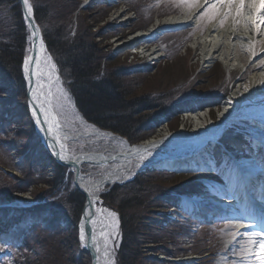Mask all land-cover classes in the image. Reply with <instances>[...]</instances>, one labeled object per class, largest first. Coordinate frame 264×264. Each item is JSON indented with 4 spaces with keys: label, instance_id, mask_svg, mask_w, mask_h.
Returning <instances> with one entry per match:
<instances>
[{
    "label": "rangeland",
    "instance_id": "obj_1",
    "mask_svg": "<svg viewBox=\"0 0 264 264\" xmlns=\"http://www.w3.org/2000/svg\"><path fill=\"white\" fill-rule=\"evenodd\" d=\"M55 1L60 6L70 2ZM55 1L49 0V5L53 6L52 2ZM78 1L79 6L73 13H66L67 44L86 45L98 63L93 74L95 76L85 81L86 86L74 85L76 91H73L69 86L70 79L67 80L70 71L68 65L74 66L71 69H77V66L69 64L65 50L57 53L61 66L54 62L50 53L57 77L52 90L53 107L64 126V132L69 135L68 149L71 153L123 151L127 146L141 144L165 132L177 131L191 108L197 110L202 107L203 96L209 98L212 96L210 92L221 91L216 83L220 79L227 80V68L217 61L214 69H205L195 56V41L199 36L180 37L189 34L190 29L206 31L211 21L216 23L218 16L208 22V18L203 17L199 24L193 17L192 25L160 26L155 39L136 42L139 46L136 54L133 52L134 46H124L122 42L117 45V42L147 31L153 24L164 25V19L176 11L178 15H186L187 4L182 0ZM204 2L200 0V6L192 9L191 16L203 11ZM55 13L56 10L51 7L48 15L57 19L46 23L54 29L52 32L64 27L58 22L65 19L64 14L56 16ZM17 20L19 18L13 15L9 5L0 0V43H8L10 34L16 31L14 26L17 27ZM20 21L24 24L22 19ZM82 37L87 42L79 43L77 39ZM58 39L59 43L64 42ZM23 42L19 66L22 93H19L20 87H17L14 77L18 58L16 50L9 54L5 64H0V247L4 248V251H0V264H26L29 259L37 261L47 252H53V256L57 254L58 264L60 257L63 260V255L65 257L77 250L74 247L76 243L78 250L86 254L87 259L83 264H92L89 251L81 246L79 240V221L86 196L75 182L76 171L74 167L57 162L44 146L30 111L26 109L28 112H25L24 109V104L27 106L26 85L21 70L29 48L28 36ZM146 47L155 50L162 58L155 61L149 54L139 52ZM71 51L73 53V48ZM248 61L250 68L259 67L255 58ZM238 76L240 72L234 78ZM232 84V80L227 83L229 87ZM109 112L118 118H105L107 120L102 122L105 128L90 120L101 118ZM190 127L187 126L188 129ZM235 133L231 131L223 140V151L213 150L216 166L225 160L230 166L231 159L238 156L234 151L238 150V142L234 140L237 137L243 141L248 135L242 130ZM128 136L133 139H128ZM218 144L214 143L213 146L217 147ZM171 152L167 146L159 147L152 158ZM242 152L247 155V149ZM152 158L145 157L138 163L134 162L135 167L98 190L97 206L108 212L100 229L108 234L102 235V244L107 246L108 251L110 244L113 246V264L120 241L122 218L108 203L117 204L119 199L124 200L122 210L125 216L131 214L128 217H137L139 210L142 215L141 219H135L138 224L135 220L128 221L131 227L136 225L138 231H144L138 245L141 256L136 260L137 264H216L218 261V264H225L226 261L236 264L241 256L240 241L247 238L243 234L233 237V233L239 232L228 219L216 223L208 219L203 221L199 215L194 217L188 211L191 204L186 201L195 197L199 203L202 192L213 196L211 190L226 182L224 173L217 167L176 170ZM55 165L63 168L62 177L56 176ZM111 167L83 164L81 173L93 180ZM135 181L145 184H142L140 193L134 186ZM156 182L171 187L166 190L158 188ZM135 205L139 209L132 208ZM191 206L196 207L194 203ZM110 212L116 213L115 220L109 215ZM219 249L221 252H218ZM105 262L110 263L107 258Z\"/></svg>",
    "mask_w": 264,
    "mask_h": 264
},
{
    "label": "bare ground",
    "instance_id": "obj_2",
    "mask_svg": "<svg viewBox=\"0 0 264 264\" xmlns=\"http://www.w3.org/2000/svg\"><path fill=\"white\" fill-rule=\"evenodd\" d=\"M207 2L211 3L212 0H207ZM18 3V11L26 26L24 30L28 33L29 39V48L26 56L33 58L30 61L27 73L23 65L25 57L22 61L21 73L26 85V107L33 117L44 146L57 159V162L74 167L76 171L75 182L86 196L79 221V235L80 229L83 227L85 230V244L83 247L94 255L93 264H108L105 262L106 258L109 260V264H113L111 255L113 246L110 244L112 242L109 243V251L107 246L102 244L103 236L100 229L103 227V218L108 212L97 206L99 194L97 189H100L111 181L113 182L124 172L135 167L133 163L140 162L141 157L152 158L158 153V148L163 146H167L172 152L166 155H159L160 157L152 158L151 160H161L162 164H167L168 167L172 169L176 168V170L189 171L190 169L201 170L206 167H217L216 169L224 173L226 183H220V185H217L218 188L212 189L213 196L202 192L198 198L199 203L195 197L186 200L189 204L192 205L194 203V206H196L192 207L189 205L188 209L194 217H196L195 215H199L203 221L208 219L210 222L216 221V223L220 222L221 219L226 220L229 218V223L235 224L239 235L244 234L245 231H250L249 229L252 231L253 228L257 229L256 226L260 218L253 213L257 210L260 217H264V208L257 204V200L264 204V136L260 137L262 139L259 138L257 140L248 130V127L251 125L255 129L264 132V30L257 33L256 29L251 26L248 13L244 11L241 23L239 24L234 23L233 17L229 16L223 26L219 22L222 16L217 15L216 23L211 21V25L206 31L203 32L201 29L195 28L194 30L190 29L189 34L185 33V35L180 36L185 38L188 35L187 37L189 38L190 36L191 38L194 34H197L199 38L195 41V56L197 55L198 61L202 62L205 69H214L216 67H214L215 63L220 61L227 68L228 76L226 77L227 80L220 79L216 83L217 89H221V91L218 93L216 91L210 92L209 94L212 96L209 98H206V95L203 96V108L200 107L197 110H192L191 108L187 112V116L179 130L165 132L141 144L127 146V149L125 148L123 151H84L74 154L68 149L69 135L64 132V126L61 124L58 116L59 129H53L51 133L48 131V124L45 122L40 105L43 103L44 107H48L46 101L49 90L52 92L53 85L57 81L56 68H53V58L48 51L43 30L35 18L34 10L33 16L30 18L32 21L31 28H29L24 17L25 10L22 0H18ZM192 9L189 10L187 5L186 15H178V11H176L174 15L164 19V25L153 24L149 30L136 33L128 40L124 39L117 42V45H120L122 42L124 46H134L135 51L133 52L136 53L139 47L136 42L155 39L157 31L160 29L158 27L160 26L177 27L192 25L193 17L197 19V24H199L202 18H197L199 13L191 16ZM208 21L210 20L208 19ZM35 28H38L40 31L33 37L31 29ZM201 37L204 38L202 39ZM253 41L256 42L255 45H253ZM150 47L142 48L139 52L149 54V57L152 60L154 58L155 61L161 59L162 56L157 55L156 51ZM253 51H255L256 55H253ZM37 57L39 58L38 60L36 59ZM48 57H51V60ZM251 58H255L258 61V68L255 69L254 66L252 68L249 67L250 63H248V60ZM37 63H39V68H37ZM234 69H238V72H240L238 78H234L238 73ZM34 70L37 72L35 76L31 75V72ZM231 80L233 84L232 87H229L227 83ZM40 83H43V89L40 88ZM33 92L36 93L39 99L33 97ZM214 106L216 108L213 109L212 107ZM53 112L55 113L54 107ZM211 114H215L216 116H212ZM188 125L191 126L190 129L187 128ZM252 127H250V130L254 131ZM234 128L235 130H232ZM240 130L247 132L248 137L244 136L243 141L236 137V140H234L238 142L236 149L241 151L247 149V155L243 153L239 155V153L235 152L238 156L234 157L233 160L231 159L230 166L227 160L221 164L218 162L220 165L216 166L214 151L219 149L223 151L221 146L224 144L223 140L227 138L231 131L238 134ZM57 137L60 144L65 146V149L62 150L60 145L57 144ZM214 143L219 144L217 147H214ZM223 147L225 146L223 145ZM218 158H220V154ZM238 158L243 159L241 161L236 160ZM83 164L99 167L111 165L112 167L109 171L92 180L84 177L81 173ZM218 194H221L219 197L223 201L219 205L213 202L217 200L215 197ZM224 194H230L231 197H226ZM223 198L226 199L223 200ZM232 203H234V206H232ZM250 210L253 216H247ZM243 215H245L244 218H242ZM238 216L240 219H237ZM219 251L221 252V249ZM240 255V258H237V263L246 264L245 257L242 254ZM247 259L255 260V255L253 254V256ZM218 263L219 261L216 264ZM226 264H232V262L226 261Z\"/></svg>",
    "mask_w": 264,
    "mask_h": 264
},
{
    "label": "trees",
    "instance_id": "obj_3",
    "mask_svg": "<svg viewBox=\"0 0 264 264\" xmlns=\"http://www.w3.org/2000/svg\"><path fill=\"white\" fill-rule=\"evenodd\" d=\"M3 1L9 5L10 11H12L13 15L17 16L19 18V20H17V27L14 26V29L16 31L10 34L11 38H8V43H0V64H2V63L5 64L6 59L10 56L9 54L10 53L12 54V52H14L16 50L15 54H17V57H18L17 59H19V60L16 59V63H15L16 69H14L15 70L14 77L17 80L16 81L17 87H20V88H18L19 93L20 92L22 93L23 81H22V78L20 75L19 66H20V58H21V55L23 52L22 51L23 44H24L23 41H24V39L26 40L27 33L24 30L25 25L23 24L22 21H20L21 16H20L19 11H18V6H19L18 0H3ZM53 1H55V0H53ZM72 1H74V0H70L69 3H65V4H63V6H60L59 4H57L56 1L52 2L53 6H51V5H49V0H30V3L33 6L35 18L43 30L44 39H45L48 51L54 57V62L58 66L60 65V64H58L59 63V57H58L57 53L58 52L60 53L61 52L60 50H65L67 52L66 58L68 59L69 64H74L77 66V69H71V68H74V66L68 65L70 67V69H69L70 71H69L68 77H67V80L70 79L69 80L70 88H72L73 91H76L75 87H77L78 85L80 87L86 86L87 82H85V81H88L87 79H89L92 76H95L93 74L95 73V69H97V67H98V63H96V60H94L95 58L92 57L91 52L86 49V45L79 47V45L78 46H73V45L68 46V44H67L68 38L66 37V35H67V30H66L67 16H66V13H67V15H71L73 13V11L79 6V3H80L78 0H75L74 2H72ZM51 7H53L56 10V13H55L56 16H58L61 13L64 14L65 19L63 21L61 19H59V21H58L60 23V26L61 25L64 26V27H61L63 30L56 29V32H52V31H54V29H52L48 25H46V23L50 24L52 19H57V18H52L50 15H48V11L50 10ZM55 27H56V25H55ZM9 32H10V29H9ZM19 32H21V34H20L21 36L19 39H17ZM76 37L79 38L78 36H76ZM58 38L63 39L64 42L59 43L60 41ZM20 40H22L21 43H20ZM77 40L79 43L84 42V41L87 42V39L85 37H82L81 39H77ZM71 48H73V53L71 51ZM80 48H83V49H80ZM18 53H20V55H18ZM88 55L90 56V58ZM97 61H98V59H97ZM64 65H66V63H64ZM210 74H212V73H210ZM81 78H83V80ZM75 81L77 82V84H75ZM193 83H195V82H193ZM74 85H76V86L74 87ZM114 89L118 90V88H116V87H114ZM146 94L150 95V94H152V92H146ZM24 107H25L24 108L25 112H28V110H26L27 107L25 104H24ZM107 114L108 115H103L101 118H98V119H91L90 118V120L94 124H96L97 126H99L101 128H105V127H103L104 124L102 123V122L107 120L105 118L109 119V118H113L115 116L112 112H109ZM114 118H118V116H115ZM101 119H102V121L100 122ZM26 122H29V120ZM28 126H30V123H28ZM128 139H133V138L128 136ZM36 142H37V140H36ZM37 144H38V146H40L39 143H37ZM54 164H55V162H53V165ZM54 168H55V171L57 173L56 176L58 178L62 177L63 168H61L58 165H55ZM1 175L2 174L0 173V176ZM187 181H189V180H187ZM135 182H134V186H136V188L139 189V191L137 193H140L141 192L140 189L142 188L143 182H139V181H135ZM187 183H189V182H187ZM143 185L145 186V184H143ZM155 186H157V187L159 186L158 188H164V189L171 187V186L165 187L158 182H156ZM142 194H143V191H142ZM129 196H128V198H131ZM119 200L120 201H117L118 202L117 204L108 203V205L111 208H114L122 218V222H121V226H120V228H121L120 241H119V244H118L116 252H115V264H137L136 260H138V258L141 256V253L139 254V251H138L139 250L138 245L141 242V238H142V235L144 234V231H142V232L138 231V229H136V225L134 228L131 227L128 224V221L130 222V220L141 219L142 215L139 214V211H140L139 210L137 217H140V218L128 217V216H132L131 214L125 216L123 214V210H122V205H124L123 204L124 200L123 199H119ZM132 208H135V210L139 209V207H137L136 205L133 206ZM151 211H153V210H151ZM136 223H137V221H136ZM74 239L76 242V238H74ZM74 247L77 250L71 251L69 254H66L65 257L63 255V260L60 257L61 261L58 264H83L84 262H86V259H87L86 254L78 250L77 243ZM28 248H30L29 245H28ZM56 263H57V254L55 253V255L53 256V252H47V253L43 254L41 256V258L39 256L37 258V261L29 259V261H27L26 264H56Z\"/></svg>",
    "mask_w": 264,
    "mask_h": 264
},
{
    "label": "snow or ice",
    "instance_id": "obj_4",
    "mask_svg": "<svg viewBox=\"0 0 264 264\" xmlns=\"http://www.w3.org/2000/svg\"><path fill=\"white\" fill-rule=\"evenodd\" d=\"M22 3L25 10V20L28 23L29 28H31L32 21L30 18L33 16V6L30 3V0H22ZM182 3H186L189 7V10H191L193 7L200 6V0H182ZM246 8L249 9L248 16L251 26L256 29L257 33L261 32V30H264V0H212L211 3L205 0L203 11L199 13L197 18L207 17L209 20H211L217 15H220L222 18L219 22L221 26H223L225 20L229 16H232L234 23L239 24L241 23V18ZM39 31L40 30L38 28L31 29V35L34 37L39 33ZM255 43L256 42L253 41V45H255ZM253 55H256L255 51H253ZM32 59V57L25 56L23 65L26 73L28 72V66ZM36 59L38 60L39 58L37 57ZM48 59L51 60V57H48ZM37 68H39V63H37ZM53 68H55V65H53ZM31 75L35 76L37 75V72L34 70L31 72ZM39 86L41 89L44 87L43 83H40ZM32 95L34 98L39 99L35 92H33ZM52 99L53 94L51 90H49L48 99L46 101L48 107H44L43 103L40 105L41 109L43 110L45 122L48 124L49 133L53 132V129L58 130L60 127L57 115L53 112ZM229 103L231 102L229 101ZM33 114L35 115V113ZM56 142L60 145L62 150L65 149V146L60 144L58 137ZM61 159H63V157H61ZM141 159H143V157H141ZM109 215L115 220V212H110ZM238 234L239 233H233L232 235L235 237V235ZM102 235L107 236L108 234L102 233ZM243 235L247 239L240 241V254L245 257L246 264H264V228H262L260 231H245ZM79 238L81 246H84L85 230L83 227L80 229ZM0 251H4V248L0 247ZM253 254L255 255V260L247 259L248 257L253 256ZM105 255H107V253H105ZM9 264H11V262H9Z\"/></svg>",
    "mask_w": 264,
    "mask_h": 264
},
{
    "label": "water",
    "instance_id": "obj_5",
    "mask_svg": "<svg viewBox=\"0 0 264 264\" xmlns=\"http://www.w3.org/2000/svg\"><path fill=\"white\" fill-rule=\"evenodd\" d=\"M91 254V257H92V264H93V261H94V255L92 253Z\"/></svg>",
    "mask_w": 264,
    "mask_h": 264
}]
</instances>
